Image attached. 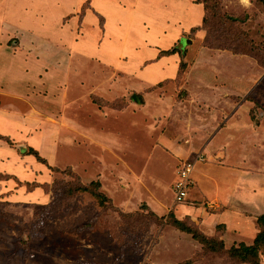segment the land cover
<instances>
[{
	"label": "rangeland",
	"instance_id": "rangeland-1",
	"mask_svg": "<svg viewBox=\"0 0 264 264\" xmlns=\"http://www.w3.org/2000/svg\"><path fill=\"white\" fill-rule=\"evenodd\" d=\"M77 1L0 0V26L37 27L24 16L33 13L41 18L47 39L66 40L77 28L74 19L60 28L61 18L89 9L87 3L78 11ZM197 1L206 6V25L180 40L185 59H175L179 69L170 80L139 85L135 63L141 62L138 69L144 71L155 57L135 52L134 46L122 50L121 44L105 43L93 53L117 58L121 65L101 64L106 77L91 85L89 95L107 90V102L88 95L66 98L70 106L52 103L44 120L45 140L55 141L56 128H65L57 145H50L51 150L59 147L52 159L56 165L47 163L38 173L29 161L14 164L23 172L18 180L30 186L19 188L0 178V264H264V252L258 260H241L230 252L253 244L261 230L257 218L264 215V0ZM115 2L129 6L133 0ZM109 3L99 1L111 20L134 22L130 38L139 44V25L149 31V19L142 16L152 4L138 0L133 4L138 15L129 18ZM171 3L157 0L158 24L170 27L163 19L176 20L168 16L178 12ZM96 21L103 33L104 20L96 16ZM4 43L16 51L20 39L7 34ZM131 94L141 103H132ZM75 120L92 128L102 125L100 135L69 134ZM197 156L203 161L196 166L204 165L198 172L215 175L220 188L204 182L200 191L193 173L189 196L176 203L177 166ZM37 173L50 179L40 185L44 180ZM91 182L99 187H89ZM34 185L42 190L29 193ZM81 187L89 192L78 191ZM206 190L217 194L209 198ZM93 194L105 196L102 206Z\"/></svg>",
	"mask_w": 264,
	"mask_h": 264
},
{
	"label": "crops",
	"instance_id": "crops-1",
	"mask_svg": "<svg viewBox=\"0 0 264 264\" xmlns=\"http://www.w3.org/2000/svg\"><path fill=\"white\" fill-rule=\"evenodd\" d=\"M66 1L68 0H63V2ZM99 1L101 0H78V11L83 10L87 3L89 5L88 11L79 16L76 15V12L75 14L65 15L61 18L59 22L60 28H63L65 24L73 22V19L74 29L77 28V31L71 30L73 33L66 40L51 41L47 39V36L43 32L41 18L33 13L29 14L25 12L27 14L24 13V16L27 19L26 21L38 23L37 27L23 28L21 22L14 24L17 27L10 24H8V27L0 26V153H4L0 154V176H4V182L13 181L19 188L29 183L18 180V175L23 174V172L21 168L15 169L14 164L29 161L30 164L35 166V169H33L38 173L45 168L46 164L38 163L37 161L36 163L34 156L23 155L20 153V149L28 150L32 147V149H36L35 151L39 152L38 155L40 154L41 156H39L48 165H52V167L56 165V163L53 164L52 159L54 158V154L58 152L57 149L59 147L51 150V146L55 147L57 145L58 139L63 136L62 132L65 128L64 126L57 127L58 132L56 128L55 141L45 140L46 133L43 130L47 123L45 121L47 115H51L52 113V111L47 110L51 109L52 103H54V107L58 104L70 106L71 102L67 103V99L71 97L80 96L87 99L89 92L93 89L91 85L95 81H98V83L103 81L101 78H103L102 75L104 74L99 69L100 65H108L109 63L119 67L121 65V62L117 58L110 60L102 55L96 56L93 53L94 49L103 48L105 43H110L112 48H117L116 43L121 44L122 50H125L129 46H134L135 52L147 54L148 58L155 57V62L148 65L144 71H139L138 69L141 62L135 63L134 79L138 81L139 85L151 81L153 86H159L162 82L170 80L171 75H174L179 69L175 64V59L178 58L179 61L185 59V50L181 49L179 42L184 36L193 33L192 29L202 26L205 15L203 5L194 0H171L172 8L178 12H171L168 15L169 17L176 18V20L168 21L167 19H163L166 24H171L170 27H167L164 22L158 24L156 20L157 0H146L152 4L153 9L152 11H148L147 16H142V20L149 19L150 28L148 29L149 31H145L143 24L139 25V33L143 35V40L139 44H136L130 38L132 29L130 23L133 24L134 22L111 20L107 17L103 6L100 7ZM106 1L107 3L110 2L109 7L121 16L125 15L129 18H136V15H138L137 10L133 7V4H136L138 0H133V3H130L129 6L122 5L123 3L117 4L115 0ZM179 7L185 11H179ZM96 16L104 20L103 33H99L97 30ZM179 16L184 19H181L184 23L183 26ZM34 17H37L36 21H34ZM130 21L132 20L130 19ZM79 28L80 30L82 28V30L80 31ZM160 33L167 34L160 36ZM7 34L19 37L20 43L16 51H9V46L4 43ZM82 34L83 36H81ZM88 38L90 39L87 40ZM46 49L49 50V54L44 52ZM168 49H178V52L175 53L178 55L165 56L160 54ZM169 64L171 65L169 66ZM59 85L67 87L59 89ZM97 89H100V92H102V87L97 86ZM47 92L49 93L46 95ZM106 92L107 90H104L101 94L97 95L91 92L92 94L89 97L91 96L95 100L106 103L107 101L104 100L107 99V96H105L107 95ZM22 104L26 105V109L23 111L20 108ZM47 107L49 108L47 109ZM92 116L96 120L104 122V119H101L97 113L95 114L94 112ZM78 122V120L71 122L73 125L71 129L75 130L69 132V134L78 138L84 137L87 134L89 135L88 137L100 135L99 127L102 125L95 123L92 128L84 123L83 125H79ZM7 140L11 142V145L7 143ZM13 142L17 144L14 149L11 148L14 145ZM44 146H49L50 148L46 150ZM41 148L44 149L41 150ZM9 158L17 162L10 163L11 160H8ZM203 166V164H199L194 169L199 190L201 191V184L204 182L206 184H211V182L213 184L215 182L218 183L219 190L221 180L217 181V178L215 179V175L213 174L209 176L206 169L204 172H198L200 167ZM38 173L37 176L40 178L43 176L42 179L44 180L38 181V184H46L48 179H50V177L47 179L48 174L46 176L45 174L38 175ZM38 188L40 187H35L29 193H34ZM40 190L42 189L40 188ZM214 191L209 190L207 192L206 190L204 192L205 195L212 198L217 194Z\"/></svg>",
	"mask_w": 264,
	"mask_h": 264
},
{
	"label": "trees",
	"instance_id": "trees-1",
	"mask_svg": "<svg viewBox=\"0 0 264 264\" xmlns=\"http://www.w3.org/2000/svg\"><path fill=\"white\" fill-rule=\"evenodd\" d=\"M196 2L199 3L197 0H196ZM203 7H204L205 15H206V6L204 5ZM205 15L203 17L202 26L199 28L192 29L193 33L195 31L202 30L203 26L206 25V16ZM175 53H177V51L172 49L168 52L163 51L160 54L168 56V55H172ZM130 101L134 104H138V103L140 104L141 98L137 94H131ZM7 143L9 145H11V142L9 140H7ZM20 153L23 155H32L35 157V159L39 163L47 164V162L44 159H42L35 150H33L31 148L28 150H20ZM53 170H55V169H51V171H53ZM3 177L4 176H0V178H3ZM28 185L30 186V184H26V186H28ZM34 187H40V186L34 185ZM89 187H97L98 188L99 184L97 182H95V183L91 182ZM78 191H80L82 193H87V192H89V189H88V187H81L80 189H78ZM93 197L99 201L100 206H102L104 204V202H105L104 200L106 199L105 196L102 194H93ZM257 222H258L259 226L261 227V230L255 236L253 244L251 246H246L244 244H240L238 246V248L232 247L230 249V252L233 256H236L241 260H247L249 258L254 259V260H258V257L264 252V248H263V246H264V215H260L257 218ZM174 223H177V226L182 225L181 222H179V221H175ZM181 230L185 233L192 234V237L194 240L201 241V243H205V241H206L203 238H200V236H195V234L192 233L188 229L181 228Z\"/></svg>",
	"mask_w": 264,
	"mask_h": 264
},
{
	"label": "built area",
	"instance_id": "built-area-1",
	"mask_svg": "<svg viewBox=\"0 0 264 264\" xmlns=\"http://www.w3.org/2000/svg\"><path fill=\"white\" fill-rule=\"evenodd\" d=\"M201 161H203V158L199 156L193 160L182 161L177 167L176 180L172 185L174 202L181 203L187 199L188 193L193 185L192 176L194 168L196 164Z\"/></svg>",
	"mask_w": 264,
	"mask_h": 264
},
{
	"label": "water",
	"instance_id": "water-1",
	"mask_svg": "<svg viewBox=\"0 0 264 264\" xmlns=\"http://www.w3.org/2000/svg\"><path fill=\"white\" fill-rule=\"evenodd\" d=\"M186 43L188 44L189 43V40H186Z\"/></svg>",
	"mask_w": 264,
	"mask_h": 264
}]
</instances>
